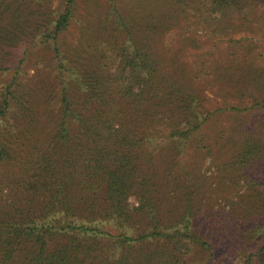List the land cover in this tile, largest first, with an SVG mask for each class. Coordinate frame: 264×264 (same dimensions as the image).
<instances>
[{
  "label": "trees",
  "instance_id": "obj_1",
  "mask_svg": "<svg viewBox=\"0 0 264 264\" xmlns=\"http://www.w3.org/2000/svg\"><path fill=\"white\" fill-rule=\"evenodd\" d=\"M262 1L0 0V264H264Z\"/></svg>",
  "mask_w": 264,
  "mask_h": 264
},
{
  "label": "rangeland",
  "instance_id": "obj_2",
  "mask_svg": "<svg viewBox=\"0 0 264 264\" xmlns=\"http://www.w3.org/2000/svg\"><path fill=\"white\" fill-rule=\"evenodd\" d=\"M56 3L57 2H54L52 4L54 5ZM262 3L263 4L258 5L259 10H258L257 15L264 17V1H262ZM238 25H239V22H237V26ZM257 27H261L262 30L257 31L256 30ZM248 29L238 26L237 32L234 35V38L235 39L247 38L249 40L246 42L248 44L246 46H249V48H248V54H249L248 61H253V62L257 63L258 66H261L262 69H264V20L260 21L259 23H257L254 26H249ZM165 38H166L165 44L167 45V44H171V42H173L175 39H177V35L169 34ZM68 41H75V39H69L68 38ZM69 45H71V43ZM46 52H47V58H48V65H51L50 64V60L52 59L51 50L48 51V50L43 48L41 51V54L39 56H42V54H44ZM246 52H247V49L245 47H241L240 50L236 53L235 57L236 58H243V56H245ZM219 58L228 59L227 54H226V52H224L223 48L218 49V59ZM188 61H189V63H191L193 61V59L188 57ZM39 71H40L41 75H38V72L36 71V67L34 65V62L33 61L29 62L28 64H26L25 71H24L27 73V76L25 75V73H23V75L20 77L21 82L26 83L29 86L32 85L33 87L34 86L37 87L40 84H43V82L47 81L49 76L51 75V67L47 66L45 68H42ZM4 80H5V78H4ZM4 85H5V82L3 84V80L0 79V90ZM202 87H203V89H200L199 91L201 93H205V91H206L205 90V88H206L205 83L203 84ZM221 88H222L221 84H218V98L213 95V93H216V89H209L213 93H211L209 91L206 93V97H207L206 107L208 109H214V108L217 109L216 107L218 106V115L222 113V112L219 113V109L224 108L223 105L225 104V101H224L223 96H222L223 93L221 91ZM206 89H208V88H206ZM247 117L249 120L257 119L260 117L264 118V110H262L261 112L248 113ZM232 127H233V124L231 123V121H229L225 115H222L221 121H220V126H219V131L224 130L226 133ZM131 200H132V202H134L135 199L133 198ZM232 264H246L243 255L236 256V258L232 261Z\"/></svg>",
  "mask_w": 264,
  "mask_h": 264
}]
</instances>
